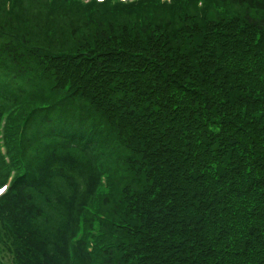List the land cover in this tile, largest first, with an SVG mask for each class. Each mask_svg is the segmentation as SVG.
<instances>
[{
  "label": "trees",
  "instance_id": "trees-1",
  "mask_svg": "<svg viewBox=\"0 0 264 264\" xmlns=\"http://www.w3.org/2000/svg\"><path fill=\"white\" fill-rule=\"evenodd\" d=\"M12 169L0 264H264V0H0Z\"/></svg>",
  "mask_w": 264,
  "mask_h": 264
},
{
  "label": "rangeland",
  "instance_id": "rangeland-1",
  "mask_svg": "<svg viewBox=\"0 0 264 264\" xmlns=\"http://www.w3.org/2000/svg\"><path fill=\"white\" fill-rule=\"evenodd\" d=\"M49 2V1H48ZM39 4H40V2H38ZM41 5V4H40ZM38 7V6H37ZM38 9H39V7H38ZM5 181H6V179H5ZM4 181V182H5ZM4 182L0 185V189H2V187H3V185H4ZM8 191V188H6L2 193H5V192H7Z\"/></svg>",
  "mask_w": 264,
  "mask_h": 264
},
{
  "label": "snow or ice",
  "instance_id": "snow-or-ice-1",
  "mask_svg": "<svg viewBox=\"0 0 264 264\" xmlns=\"http://www.w3.org/2000/svg\"><path fill=\"white\" fill-rule=\"evenodd\" d=\"M0 191H3V189H0Z\"/></svg>",
  "mask_w": 264,
  "mask_h": 264
}]
</instances>
